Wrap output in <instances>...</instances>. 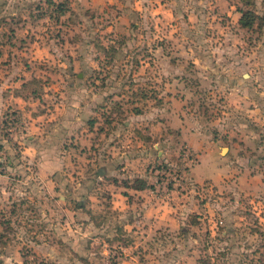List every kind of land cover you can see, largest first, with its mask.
Returning a JSON list of instances; mask_svg holds the SVG:
<instances>
[{"label": "rangeland", "instance_id": "rangeland-1", "mask_svg": "<svg viewBox=\"0 0 264 264\" xmlns=\"http://www.w3.org/2000/svg\"><path fill=\"white\" fill-rule=\"evenodd\" d=\"M16 249L264 264V0H0V264Z\"/></svg>", "mask_w": 264, "mask_h": 264}, {"label": "crops", "instance_id": "crops-1", "mask_svg": "<svg viewBox=\"0 0 264 264\" xmlns=\"http://www.w3.org/2000/svg\"><path fill=\"white\" fill-rule=\"evenodd\" d=\"M17 99V98H16ZM82 234H83V232H82ZM44 248V247H43ZM43 248H40L39 246H33V252H37V254L38 255H40V254H44V249ZM42 251V253H40ZM5 258V259H7L6 261L8 262L9 261V263H11V264H25V257L20 253V250L19 249H16V251L14 250L13 252H12V255L11 256H9V255H7V256H1V258Z\"/></svg>", "mask_w": 264, "mask_h": 264}, {"label": "trees", "instance_id": "trees-1", "mask_svg": "<svg viewBox=\"0 0 264 264\" xmlns=\"http://www.w3.org/2000/svg\"><path fill=\"white\" fill-rule=\"evenodd\" d=\"M239 23L241 24L242 27L245 28H251L254 25V21H249L245 14H243L242 17L239 19Z\"/></svg>", "mask_w": 264, "mask_h": 264}, {"label": "built area", "instance_id": "built-area-1", "mask_svg": "<svg viewBox=\"0 0 264 264\" xmlns=\"http://www.w3.org/2000/svg\"><path fill=\"white\" fill-rule=\"evenodd\" d=\"M29 264H41V263L35 261V259L33 258L30 260Z\"/></svg>", "mask_w": 264, "mask_h": 264}]
</instances>
